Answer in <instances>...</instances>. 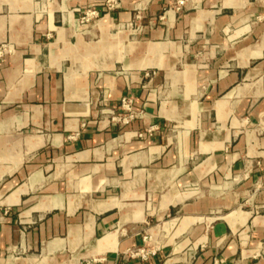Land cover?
Instances as JSON below:
<instances>
[{
  "label": "crops",
  "instance_id": "1",
  "mask_svg": "<svg viewBox=\"0 0 264 264\" xmlns=\"http://www.w3.org/2000/svg\"><path fill=\"white\" fill-rule=\"evenodd\" d=\"M108 2L0 0V264H264V0Z\"/></svg>",
  "mask_w": 264,
  "mask_h": 264
},
{
  "label": "built area",
  "instance_id": "2",
  "mask_svg": "<svg viewBox=\"0 0 264 264\" xmlns=\"http://www.w3.org/2000/svg\"><path fill=\"white\" fill-rule=\"evenodd\" d=\"M110 8H115L117 5V0H109ZM99 17V13L97 11H91L87 14L86 19L90 20V18ZM121 111L123 113L122 122H129L131 119L137 116V112L134 109V101L130 97H123L121 99L120 104ZM160 244H156L153 249L149 248H141L135 252L131 253V258H141L142 260H147L149 257L154 256L156 252L159 250ZM214 264H221L219 260H215Z\"/></svg>",
  "mask_w": 264,
  "mask_h": 264
}]
</instances>
